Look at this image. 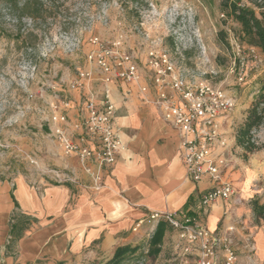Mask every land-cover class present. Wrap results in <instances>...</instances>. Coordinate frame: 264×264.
Returning a JSON list of instances; mask_svg holds the SVG:
<instances>
[{
  "label": "rangeland",
  "instance_id": "rangeland-1",
  "mask_svg": "<svg viewBox=\"0 0 264 264\" xmlns=\"http://www.w3.org/2000/svg\"><path fill=\"white\" fill-rule=\"evenodd\" d=\"M243 4L249 5L247 1ZM92 38L107 48L115 49L117 44L121 52L134 57L148 78L147 53L156 49L170 55L190 79L226 92L235 102L230 112L235 126L242 123L258 94V81L264 78V55L248 53L240 28L220 7V0H0L1 181L12 186L23 179L36 190L67 186L72 193L82 184L80 171L53 133L52 117L66 114L67 123L61 127L72 133L81 119L89 84L102 87L101 73L86 58L94 48ZM235 41L242 46L240 56ZM81 72L91 73V80H79ZM77 83L78 90L72 89ZM67 102L68 109L63 105ZM234 130L226 155L230 163L227 178L234 193L224 211L239 209L252 231L250 246L255 250L250 253L249 244L245 248L242 243L236 245L239 264H264V226L256 222L251 210L255 199L264 205V148L245 154L231 142ZM251 136L255 145L263 146L264 123ZM12 218L14 227L33 222L20 210ZM13 232L18 234L16 228ZM150 236L138 243L142 251ZM10 241L11 252H15L14 240ZM165 243L155 259L144 254L143 264H183L185 257L172 239L165 238Z\"/></svg>",
  "mask_w": 264,
  "mask_h": 264
},
{
  "label": "crops",
  "instance_id": "crops-1",
  "mask_svg": "<svg viewBox=\"0 0 264 264\" xmlns=\"http://www.w3.org/2000/svg\"><path fill=\"white\" fill-rule=\"evenodd\" d=\"M138 72L141 79L137 85H110L123 150L104 173L101 190H91L79 168L82 184L75 193L67 186L36 190L23 179L12 186L0 180V264H33L37 259L46 264H98L109 259L117 246L137 245L150 236L146 227L133 231L137 221L149 213L181 212L190 198L194 199L187 210L190 214L201 218L212 232L234 226V242L245 248L246 239L252 237L248 219H242L239 209L224 211L233 195L201 209V194L211 182L206 178L194 183L187 178L178 149L179 136L149 103L156 96L155 90L151 87L145 94L140 92V86L149 84L150 78L139 68ZM89 89L97 94L99 103L101 86L90 83ZM234 127L231 117L222 121L223 131L231 138ZM69 160L77 168L75 158ZM229 170L223 173L228 181ZM15 210L33 220L27 227H15L19 237L10 232ZM169 235L177 248V238L173 232ZM165 238L161 253L166 248ZM12 239L15 252L9 246Z\"/></svg>",
  "mask_w": 264,
  "mask_h": 264
},
{
  "label": "built area",
  "instance_id": "built-area-1",
  "mask_svg": "<svg viewBox=\"0 0 264 264\" xmlns=\"http://www.w3.org/2000/svg\"><path fill=\"white\" fill-rule=\"evenodd\" d=\"M90 43L94 48L86 58L90 63H95L102 75L99 103L97 94L90 92L82 103L81 119L73 125L72 133L61 127L67 123L66 114H56L52 121L55 124L53 133L63 152L75 158L77 168L89 180L88 187L96 192L104 187V173L123 150L110 85H137L141 75L134 57L121 52L117 44L113 46L115 49L107 48L97 38H92ZM241 47L239 41L234 42L237 56H240ZM247 51L251 54L257 52L252 47ZM146 56L145 65L151 77L149 84L140 86V92L145 94L151 87L155 90L156 96L149 103L159 112L163 121L177 132L178 149L187 178L194 183L206 178L211 182L210 188L201 194V209L204 211L216 201L230 199L233 186L223 178L224 171L230 167L226 158L230 135L223 131L222 121L230 119L235 102L221 88L194 77L190 79L187 71L176 67L170 55L155 49ZM91 77L89 72L79 73L81 81L91 80ZM242 80L240 77L239 81ZM79 87L77 83L71 88L78 90ZM63 105L67 109L70 107L68 102ZM160 221L165 222L177 238V247L185 257V264H238L239 257L233 239L234 226L212 232L197 215L181 211L149 213L137 221L132 229L137 232L146 227L148 235H151ZM246 241L249 252H254L250 238Z\"/></svg>",
  "mask_w": 264,
  "mask_h": 264
},
{
  "label": "trees",
  "instance_id": "trees-1",
  "mask_svg": "<svg viewBox=\"0 0 264 264\" xmlns=\"http://www.w3.org/2000/svg\"><path fill=\"white\" fill-rule=\"evenodd\" d=\"M247 1L249 5L243 4ZM264 0L261 3L258 0H220V7L227 13V16L239 24L241 37L245 41L246 47H252L258 53L264 55ZM255 8L260 12L257 15ZM222 33H220L221 35ZM243 43V42H242ZM244 44V43H243ZM260 88L257 91V96L253 99L250 107L245 111V118L240 125L235 126L234 141L235 146L242 147L245 154H252L264 148L263 146L255 145L252 142V130L258 128L264 123V78L258 81ZM194 199L190 198L188 205L182 210L186 212L191 206ZM17 207V203H15ZM251 210L255 216L257 223L264 226V205L259 204L255 199L251 203ZM22 227V226H19ZM156 229L150 236L147 244V249L142 251V247L137 245H122L114 249L113 255L98 264H143V259H155L161 253L162 243L168 231L171 228L163 221L157 223ZM14 225H11L10 232L14 237ZM21 229V228H20ZM19 231V229L17 230ZM20 233L16 235L19 237ZM145 254V257L143 256ZM33 264H43L42 260L37 259ZM58 264H65L59 262Z\"/></svg>",
  "mask_w": 264,
  "mask_h": 264
}]
</instances>
